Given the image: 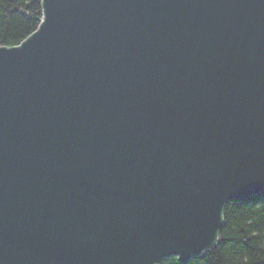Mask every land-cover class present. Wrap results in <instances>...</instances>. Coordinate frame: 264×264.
<instances>
[{
  "label": "water",
  "instance_id": "obj_1",
  "mask_svg": "<svg viewBox=\"0 0 264 264\" xmlns=\"http://www.w3.org/2000/svg\"><path fill=\"white\" fill-rule=\"evenodd\" d=\"M0 45V264H158L264 191V0H40Z\"/></svg>",
  "mask_w": 264,
  "mask_h": 264
},
{
  "label": "trees",
  "instance_id": "obj_2",
  "mask_svg": "<svg viewBox=\"0 0 264 264\" xmlns=\"http://www.w3.org/2000/svg\"><path fill=\"white\" fill-rule=\"evenodd\" d=\"M40 0H0V45L19 43L39 24ZM158 264H264V191L227 203L217 242L181 262L174 255Z\"/></svg>",
  "mask_w": 264,
  "mask_h": 264
}]
</instances>
